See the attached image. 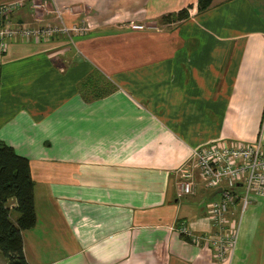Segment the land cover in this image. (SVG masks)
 Returning <instances> with one entry per match:
<instances>
[{
	"label": "crops",
	"instance_id": "obj_1",
	"mask_svg": "<svg viewBox=\"0 0 264 264\" xmlns=\"http://www.w3.org/2000/svg\"><path fill=\"white\" fill-rule=\"evenodd\" d=\"M22 1L13 23L57 24L59 10L91 27L73 45L14 40L0 56V141L34 182L27 263L264 264L263 199L237 203L229 261L174 231L215 230L203 202L219 192L196 169L193 195L178 196L193 149L264 148V0H213L203 13L197 0ZM189 6L188 19L160 22Z\"/></svg>",
	"mask_w": 264,
	"mask_h": 264
},
{
	"label": "built area",
	"instance_id": "obj_2",
	"mask_svg": "<svg viewBox=\"0 0 264 264\" xmlns=\"http://www.w3.org/2000/svg\"><path fill=\"white\" fill-rule=\"evenodd\" d=\"M24 1L18 0L0 4V56L14 40L42 42L56 35H62L73 45L74 38L87 35L91 27L85 22L66 25L62 13L54 11L57 24L35 26L28 23H13L12 14L20 9ZM132 30H142L139 25H130ZM191 165L180 171L178 196L193 195L197 170L205 188L219 191V199L208 206V220L215 228L212 234H196L185 225L176 226L174 231L190 243L204 244L210 248L219 261H229L234 252L238 228L233 211L240 204L243 212L253 198L264 200V148L260 143L212 142L193 149ZM235 220V221H234Z\"/></svg>",
	"mask_w": 264,
	"mask_h": 264
},
{
	"label": "trees",
	"instance_id": "obj_3",
	"mask_svg": "<svg viewBox=\"0 0 264 264\" xmlns=\"http://www.w3.org/2000/svg\"><path fill=\"white\" fill-rule=\"evenodd\" d=\"M212 2L197 0L198 13L207 11ZM190 8L166 15L160 22H182L188 19ZM33 189L28 159L0 141V255L7 264H28L23 254L22 233L36 224ZM185 241L190 243L188 239Z\"/></svg>",
	"mask_w": 264,
	"mask_h": 264
},
{
	"label": "rangeland",
	"instance_id": "obj_4",
	"mask_svg": "<svg viewBox=\"0 0 264 264\" xmlns=\"http://www.w3.org/2000/svg\"><path fill=\"white\" fill-rule=\"evenodd\" d=\"M24 6V5H23ZM209 204H210V202H209V200H206V201H204L203 202V208L206 210L207 208H208V206H209ZM249 205H252V204H249ZM248 205V206H249ZM254 205H257V206H259L260 208L258 209V210H262V214H264V201H261V200H258L257 201V203L256 204H254ZM263 207H262V206ZM239 211V207L237 208V210H236V212H238ZM262 224H261V226H260V229H263L264 228V221L262 220V222H261ZM260 233V232H259ZM260 235V234H259ZM0 262H6V259L5 258H3L1 255H0ZM7 263V262H6Z\"/></svg>",
	"mask_w": 264,
	"mask_h": 264
},
{
	"label": "water",
	"instance_id": "obj_5",
	"mask_svg": "<svg viewBox=\"0 0 264 264\" xmlns=\"http://www.w3.org/2000/svg\"><path fill=\"white\" fill-rule=\"evenodd\" d=\"M219 192V191H218Z\"/></svg>",
	"mask_w": 264,
	"mask_h": 264
}]
</instances>
